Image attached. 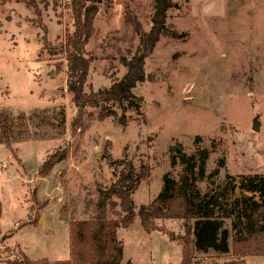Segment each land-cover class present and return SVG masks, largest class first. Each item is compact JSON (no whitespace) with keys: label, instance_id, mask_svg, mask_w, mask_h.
Wrapping results in <instances>:
<instances>
[{"label":"rangeland","instance_id":"obj_1","mask_svg":"<svg viewBox=\"0 0 264 264\" xmlns=\"http://www.w3.org/2000/svg\"><path fill=\"white\" fill-rule=\"evenodd\" d=\"M71 1L0 0V114L11 145L0 130V258L68 263L70 221L96 215L98 191L116 184L106 218L123 221L133 202L131 224L117 231L120 264H183L185 248L187 264H264L194 252L182 221L151 220L149 230L141 221L163 176H180L179 156L208 153L202 193L227 175L264 176V0H171L174 36L145 61L138 113L102 94L126 75L139 45L134 21L151 29L154 0H99L85 73L70 71L63 48ZM30 216L35 225L24 224Z\"/></svg>","mask_w":264,"mask_h":264},{"label":"trees","instance_id":"obj_2","mask_svg":"<svg viewBox=\"0 0 264 264\" xmlns=\"http://www.w3.org/2000/svg\"><path fill=\"white\" fill-rule=\"evenodd\" d=\"M99 0H72L70 10L73 17V32L64 37L63 48L70 61V71L85 73L86 46L94 33V20L99 12ZM172 8L171 0H154L151 29L141 30L136 20L135 32L139 37L136 54L127 64L128 71L123 79L103 92L102 100L118 106L124 113L139 112L141 100L133 90L145 80V61L153 53L156 45L164 37L174 36L167 27L168 12ZM76 103L81 99L77 85H73ZM125 125L124 121H120ZM0 130L7 148L11 149L9 129L6 117L0 114ZM180 157L182 172L178 178L171 174L163 176V185L155 200L141 212L142 225L149 230L151 220H179L184 223L188 235L192 238V250L196 253L215 252L220 255L232 253L238 259L250 256L264 257V176H226L223 184L202 193L199 183L205 180L208 160L206 151L197 156ZM52 164L49 160L40 172H49ZM225 167L224 160L218 162V168L210 179L219 176ZM129 174L122 176L125 182ZM130 186L128 192L139 185ZM118 186L100 189L97 199V214L87 220L70 221V260L57 264H120L123 260V245L118 239L119 228H128L132 222L131 200L128 217L123 221L107 219V201L116 193ZM127 187V186H126ZM94 216V217H93ZM93 217V218H92ZM38 216H30L25 225H35ZM230 222V227L227 226ZM231 236L233 244L230 246ZM183 264L189 263L190 251L184 249ZM21 258L8 259L6 264H48L46 261L31 262L23 253Z\"/></svg>","mask_w":264,"mask_h":264},{"label":"crops","instance_id":"obj_3","mask_svg":"<svg viewBox=\"0 0 264 264\" xmlns=\"http://www.w3.org/2000/svg\"><path fill=\"white\" fill-rule=\"evenodd\" d=\"M8 259H10V258H0V263L1 264H6V260H8ZM42 261H44V260H39V261H35V262H42ZM46 261V260H45ZM31 262H34V261H31Z\"/></svg>","mask_w":264,"mask_h":264},{"label":"water","instance_id":"obj_4","mask_svg":"<svg viewBox=\"0 0 264 264\" xmlns=\"http://www.w3.org/2000/svg\"><path fill=\"white\" fill-rule=\"evenodd\" d=\"M258 127H259V123L257 122V120H255L254 123H253V130L255 132H257L258 131Z\"/></svg>","mask_w":264,"mask_h":264}]
</instances>
